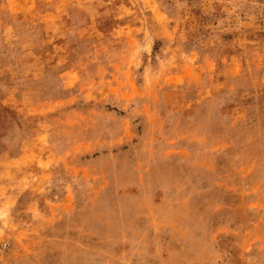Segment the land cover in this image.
<instances>
[{
    "label": "rangeland",
    "instance_id": "rangeland-1",
    "mask_svg": "<svg viewBox=\"0 0 264 264\" xmlns=\"http://www.w3.org/2000/svg\"><path fill=\"white\" fill-rule=\"evenodd\" d=\"M0 264H264V0H0Z\"/></svg>",
    "mask_w": 264,
    "mask_h": 264
}]
</instances>
